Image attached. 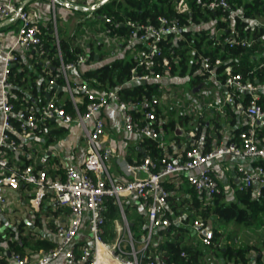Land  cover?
<instances>
[{"label":"built area","instance_id":"obj_1","mask_svg":"<svg viewBox=\"0 0 264 264\" xmlns=\"http://www.w3.org/2000/svg\"><path fill=\"white\" fill-rule=\"evenodd\" d=\"M21 1L0 2V23L6 20L20 22L12 48L6 49L0 43V56H4L0 76V209L5 211L13 207L15 198L12 192L23 186L28 189V203L32 213H41L46 199L50 197L59 206L68 208L69 214L66 223L57 228L59 241L54 248L42 252L35 259L18 253H12L11 259L16 264H51L59 259H64L66 264H185L169 262L164 257H153L148 253L158 230L166 229L172 223L179 225L186 218L179 215L172 221L168 217L171 194L165 182L184 176L199 197L211 199L220 193V176L212 165L220 163L227 156L264 161V146L258 140L259 132L264 129V110L258 104L259 95L264 93V83L244 81L241 74H234L232 67L226 66L221 76H224L222 85L228 91L209 106H230L247 119V125L239 135L240 141H231L208 150L205 143L189 133V146L180 155L171 152L161 138L156 127L159 121L155 111L144 112L143 119L134 117L132 111L142 106L143 102L126 103L119 95L120 88L102 92L86 81L69 83V74L86 63V54L80 55L76 62L64 63L59 52L61 66L49 81L50 85L57 84L58 79L67 83L73 112H68L64 105L55 100H49L43 105L33 103L18 109L13 100L16 77L13 69L20 63V59L15 51L22 49L32 58H42L46 54L44 32L51 29L59 47L58 18L55 12L58 5L92 12V8L100 6L105 0H33L47 2L52 7L51 18L45 23L35 20ZM202 6L211 11L232 10L228 0H212ZM178 10L187 12L184 1L178 3ZM86 20L78 19L77 25L85 24ZM125 26L129 29L126 39L110 36L104 31L90 33L83 25L81 30L84 31L81 34L84 40L77 39L76 43L84 48L86 43L98 39L104 47L114 46V51L119 50L123 44L132 48L141 44L143 48L136 52V57L143 73L138 74L134 70L132 81H162L170 73L171 67L169 60L163 58L166 74L156 71L158 60L163 57L161 44L169 35H173L175 43L183 40L180 21L177 18L161 17L158 25H152L127 20ZM224 42L230 48H247L250 45L248 40L239 37L226 38ZM200 62L203 77L214 81L220 77L217 68L224 64L221 59L213 61L210 57H201ZM244 93L251 96L247 105L243 102ZM112 103L118 105L123 129L127 134H138L143 139L157 141L163 151L159 163L146 157L141 163L128 164L127 173L134 175L131 180H116L109 171V163L116 154L104 140L106 122L103 113ZM80 106H84V110ZM51 122L78 124L82 127L86 146L82 165L73 164L71 157H67V163L61 169L49 168L45 162H41V166L24 163L17 165L15 161L18 154H24L28 160L32 158V143L48 131ZM138 173L143 176H138ZM238 173L239 192L253 188L254 196L260 197L264 187V166H241ZM133 197L139 200L145 214L146 233L139 239L132 232L126 215L128 199ZM110 200L119 209L122 220L115 221L116 237L106 240L107 202ZM85 223L89 242L79 243ZM190 228L204 245H213L214 232L210 221L197 217ZM136 244L140 245L139 249ZM185 256L182 253V257Z\"/></svg>","mask_w":264,"mask_h":264},{"label":"crops","instance_id":"obj_2","mask_svg":"<svg viewBox=\"0 0 264 264\" xmlns=\"http://www.w3.org/2000/svg\"><path fill=\"white\" fill-rule=\"evenodd\" d=\"M2 1L4 0H0V2ZM21 3L25 5V10H27L38 22L45 23L51 18L53 9L49 3L33 0H22ZM74 10L90 12L81 8L73 9L58 5L55 9L58 18V27L61 23L59 18H62L64 23H69V21H71L69 25L74 23L76 29L78 28L77 21L83 18H76V11ZM247 12H251V15L247 16ZM236 20L246 23L242 38L248 40L250 43L247 49L254 48L253 59L256 61L255 68L264 70V67H262V64H264V0H237L236 8L230 16L228 29L226 30L217 28V19H210L207 22L202 21L199 24L192 25L190 30H192L193 33L207 31L217 41L225 36L226 33H230V37H241ZM221 21L228 22V19L221 18ZM19 27V21L6 20L0 23V43L4 48H12L17 39ZM258 35L262 36L257 37ZM105 48L107 49V47L99 48V50H104L103 52L105 53L100 51L97 52L98 54L95 62H91L90 65L79 66L76 70L72 71L69 74V83L74 84L83 81L82 73L88 69V67L104 65L111 62L117 56L122 58L127 57L128 53L126 49L121 50L122 47L113 53L107 51ZM15 52L20 59V63L16 66V68H18L17 70L20 72L27 70V79L24 78V86L27 94L31 95V86L36 87L39 92L41 91V87L45 85L46 90L44 89V93H47V101L55 100L61 105H64L66 101H70L67 83H65L64 96L59 95V93L63 91V88L58 82L57 85L61 87V90L49 89L50 84L48 82V75L50 72L48 71V62H40L41 71L39 73L33 62L35 58H32L27 51L22 49H18ZM132 53L133 51H131V54ZM3 67L4 56L2 55L0 56V76ZM198 77H200V79ZM222 82L223 80H221L220 77L215 81L207 80L202 76L201 70L194 73H190L188 70L183 76H180L179 72L175 75L166 74L162 81H160L163 89L162 96L159 98L157 105H159V107L164 105L163 108L165 110L161 109L163 115H165V122L169 119L176 122V129L174 131L171 133H161V138L171 152H175L176 155L182 154L183 150L189 146L191 140L188 136L189 133H193L195 139L211 146V148L239 139L236 132L246 127L247 119L230 106H209V104H213L228 91V89L222 85ZM187 83H190V87L188 88L185 87ZM244 94L243 102L245 99ZM39 95L40 92L38 93V97ZM259 96L261 98V94ZM148 105V103H144L142 106L138 107L137 110L144 111V108ZM103 117L106 122V137L104 140L107 145L114 149L116 154V157L109 163V171L116 180H131L134 178V175L130 176L129 173H127V165L141 163L143 159L148 157L146 155L143 158L140 157L141 151L143 152L141 147L143 137L138 134H127L124 131L122 115L118 105L115 103H112L105 110ZM61 127L66 129L67 132L57 138L55 137V139L49 143L48 147H46L45 144L53 137L49 135L50 133L44 134L41 138L34 140L31 150L34 152V155H31L32 158L29 159L32 164L41 166V162H45L46 166L49 168L61 169L67 163V157H71V162L73 164L77 166L82 165L86 156V146L82 127L78 124L63 125L58 122H51L50 131L57 130ZM177 129L181 131L179 134H176ZM20 155L24 156V154H18V157ZM18 157L15 163L21 166L23 161ZM254 162L255 160H249L244 157L227 156L220 163L212 165L220 176L219 194L223 195V202L231 203L237 200L239 193L238 169L241 166L252 167ZM58 172L61 173V171ZM137 175L143 176V174L140 173ZM182 177L184 176L175 177L166 181L167 183L173 184L176 190L183 188V190H180L178 193L179 197L177 202L180 204L190 198V194L187 193L183 185ZM170 194L172 196V193ZM12 195L15 198L14 206L5 211L0 209V260H2V264H16L15 261L11 259L12 253H15L10 245L11 242L16 241L22 245V239H27L25 243L28 245H25L22 251L23 255L20 253L19 255L31 259L38 258L45 250L33 251V247H31L29 243L34 244L37 241H48L56 246L59 241L57 228L66 223L69 214L68 208L59 206L56 202L52 201L50 197L46 199L41 213H32L28 203V189L23 186L18 191L12 192ZM206 201H209V199ZM189 204H184V206L181 205L182 209L185 210ZM127 207H129L128 215L131 216V218L127 217L131 228L133 225L132 221L136 220L139 216L144 217L145 214L139 200L134 197L128 199L126 208ZM107 215L109 214L107 213ZM118 215H120V217L114 221L108 219L106 225V235L110 233L111 229L114 234L113 238L116 237L115 221L122 220L119 209ZM210 222L212 229H217L219 233V236L214 238L212 246L204 245L200 237L193 231L192 234L185 239L187 244H192L201 251L199 257L200 264H239L235 255L229 257L225 252L228 247L238 248L240 246L251 247L247 255L250 258V264H264V215H260L257 221L249 226L240 223L239 225H235L232 221L226 222L218 217H212ZM108 223L111 225H108ZM191 223L192 221L189 227ZM155 241H157V243L160 242L156 239ZM85 242H89L87 223H85L82 228L79 243ZM153 246L154 241H152V245L149 249V255L151 256L152 254L158 253L157 250L156 252L152 251ZM201 246L207 247L209 252L207 254L202 252ZM51 264H66V262L64 259H59Z\"/></svg>","mask_w":264,"mask_h":264},{"label":"trees","instance_id":"obj_3","mask_svg":"<svg viewBox=\"0 0 264 264\" xmlns=\"http://www.w3.org/2000/svg\"><path fill=\"white\" fill-rule=\"evenodd\" d=\"M184 1L188 6L187 12H181L178 10V3ZM212 0H111L104 5L100 6L95 11H92V27L95 32L104 31L110 36H120L127 38L129 29L125 26L127 20L135 21L139 24H152L158 25L159 18L164 17L167 19L177 18L180 21L183 40L175 43L173 41V35H169L165 41L162 42L161 47L163 49V57L158 60V67L156 68L157 73L166 74V67L163 66V58L169 60L170 64V75H175L179 72L180 76H183L189 70L190 73L198 72L201 70V57H210L213 61L217 58L221 59L224 64L217 68V73L220 75V79L224 80V76H221L226 66H231L234 74H241L244 81H250L255 84L264 83V70L256 69V61L253 59L254 48H241L234 47L230 48L224 41L226 38H230V33H226L225 36L221 37L219 41L215 40L207 31L201 33H193L190 27L195 24H199L202 21H209L210 19L218 20V29H228V23L232 12L236 8L237 0H228L232 6L231 11L223 12L222 10L211 11L203 4L209 3ZM251 8V7H249ZM75 13H81L80 10H74ZM247 16L251 15V12H247ZM221 18L228 19V22L221 21ZM236 23L240 29V35L243 36V29L246 23H242L236 20ZM83 23L78 25L77 30L81 32V26L86 25ZM59 33V47L56 45V40L52 30L44 32V48L46 54L42 58L34 59V64L41 71V63H49L48 71V82L52 80V76L58 73L61 66V60L59 52L62 55V61L64 63L76 62L78 57L82 54H86L87 61L84 65H90L91 62L96 61L97 52L94 50L95 43L98 48L103 47L100 40H91L86 43L85 47H80L76 43L74 37L61 36V31L58 27ZM258 35L257 37H261ZM143 46L138 44L132 47H126V44L122 45V49H126L127 57L122 58L120 56L115 57L111 62L104 65L95 67H88L82 73L83 81L88 82L94 89L99 91H109L112 89H119V95L126 103H148L149 105L144 108V111L133 110L134 117L136 119H143L144 112L155 111L158 117V123L156 124L157 130L164 133H171L176 129V122L174 120H164L162 110L160 109L157 102L162 96L160 81H149L147 83L132 81L133 71L136 70L138 74L143 73V70L138 67V60L136 52L141 50ZM131 51L133 53L131 54ZM130 52V53H129ZM100 61V60H99ZM37 62V63H36ZM16 66L13 71L15 77L14 103L19 109L26 107L33 103L37 105H43L47 102V93L45 85L41 87L40 95L38 97V89L36 87L30 88V94L26 93L24 86V78L27 79V70L18 71ZM36 78V77H33ZM200 79V77H198ZM35 80V79H34ZM47 82V83H48ZM57 82L62 86L63 91L59 93L60 96L65 95V81L58 79ZM258 82V83H257ZM244 104L247 105L251 100V96L248 93L244 94ZM259 106L264 110V93L261 94V98L258 101ZM65 109L68 112H73V106L70 101H66L64 104ZM84 110V106L81 107ZM163 121V123H162ZM49 125L48 131L44 134H49L53 137L49 140V143L59 137L60 135L67 132L64 128H58L57 130L50 131ZM239 129L236 132L237 137L244 130ZM39 136L41 138L42 136ZM236 140V139H235ZM259 144L264 146V129L259 132L258 135ZM240 140L238 139L237 142ZM143 152L141 156L145 155L150 157L156 163H159L163 156V151L159 147L157 141L150 139H143L141 143ZM208 150L211 146L207 145ZM27 149V147H25ZM23 161L25 165L32 164L31 161L27 160L25 156L20 155L18 157ZM17 159V157H16ZM264 166V161L255 160L253 165ZM183 185L190 198L183 202L178 203V193L183 188L176 190L171 183L165 182V187L172 193L169 198L168 217L173 221L179 215H184L186 218L181 224L172 225L166 229L158 230L153 238L154 246L152 251L156 250L158 253L152 254L153 257L160 256L164 257L169 262L185 264H200L199 257L201 251L192 244H187L185 239L192 234V230L189 227L191 221L200 217L206 221H211L212 217H218L221 220L235 221L237 223L249 226L257 221L260 215H264V187L262 189V195L260 197L254 196L253 188L248 189L244 192H239L237 200L235 202L226 203L223 202V195L217 194L213 198L207 199L205 197H199L192 187L188 184L186 179L182 177ZM190 203V204H189ZM189 204L187 208L182 209L181 205ZM128 208H126L127 217ZM107 213L109 215H107ZM107 220L114 221L119 218L118 208L113 200L107 202ZM186 214V215H185ZM133 225L131 230L134 235L139 234V237L146 233L144 230V217L139 216L136 220L132 221ZM111 223V222H110ZM108 223V225H111ZM214 238L219 236L217 229L213 230ZM114 237L113 231L110 229V233L105 236L106 240H111ZM158 240L160 242L157 243ZM27 239H22V245L18 242H11L10 245L14 249L15 253L23 255V249ZM33 251L45 250L48 251L54 248V244L48 241H37L34 244L29 243ZM251 247L240 246L238 248L228 247L226 255L229 257L236 256L239 264H250V258L247 256ZM149 253V252H148ZM182 253H185V257H182Z\"/></svg>","mask_w":264,"mask_h":264},{"label":"rangeland","instance_id":"obj_4","mask_svg":"<svg viewBox=\"0 0 264 264\" xmlns=\"http://www.w3.org/2000/svg\"><path fill=\"white\" fill-rule=\"evenodd\" d=\"M76 14V18H86L87 20H86V25H85V28L87 29V30H89V32L90 33H94L95 32V30H94V27H92L91 25H92V16H91V13L90 12H81V13H75ZM59 20H60V25H59V29H60V31H61V36L62 37H64V36H66L67 35V37H74L76 40L77 39H82V30H81V32H80V30L78 31L77 29H76V27H75V24L73 23L72 25H69L70 23H71V21H69V23L67 22V23H64V20L62 19V18H59ZM84 28V29H85ZM84 31V30H83ZM75 40V41H76ZM82 40H84V39H82ZM77 42V41H76ZM104 47V46H103ZM114 46H111V47H107V51H109V52H114ZM94 50L96 51V52H103L104 50H99V48H98V46H97V44L95 43V45H94ZM103 53H105V52H103ZM185 87H190V83H187L186 85H185ZM164 105L163 106H160V109L162 108L163 110H165L164 108ZM161 109V110H162ZM232 223L233 224H238L239 225V223H237V222H235V221H232ZM218 225H219V223H218ZM222 226V225H221ZM219 227V226H218ZM223 228V227H222ZM136 237H137V239H139V234H136ZM253 238H255V237H253ZM140 241V240H139ZM136 248L137 249H139L140 248V245L139 244H136ZM201 248V250H202V252H205V254H207L208 252H209V250H208V248L207 247H205V246H201L200 247Z\"/></svg>","mask_w":264,"mask_h":264},{"label":"water","instance_id":"obj_5","mask_svg":"<svg viewBox=\"0 0 264 264\" xmlns=\"http://www.w3.org/2000/svg\"><path fill=\"white\" fill-rule=\"evenodd\" d=\"M109 1H111V0H105L100 6L104 5L105 3L109 2ZM100 6H98V7H96V8H92L91 11H95V10L98 9ZM49 89H59V90H61V87L58 86L57 84H54V85H50V86H49ZM180 132H181L180 129H177V130H176V134H179Z\"/></svg>","mask_w":264,"mask_h":264}]
</instances>
